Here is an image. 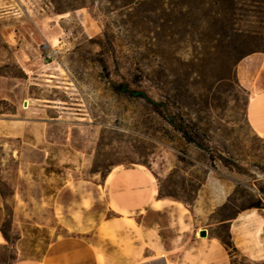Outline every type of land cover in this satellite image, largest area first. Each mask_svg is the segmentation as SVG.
Returning a JSON list of instances; mask_svg holds the SVG:
<instances>
[{
	"label": "rangeland",
	"instance_id": "374dc122",
	"mask_svg": "<svg viewBox=\"0 0 264 264\" xmlns=\"http://www.w3.org/2000/svg\"><path fill=\"white\" fill-rule=\"evenodd\" d=\"M254 51H264V0H0V95L10 98L0 99V117L16 118L14 101L51 106L42 117L50 169L62 181L103 185L127 169L134 180L118 179L104 195L139 198L143 186L189 206L212 197L225 200L216 218L231 217L264 205V139L249 125L250 99L235 75ZM122 84L162 103L161 112L118 92ZM6 212L0 229L14 243L10 205ZM16 258L0 246V264Z\"/></svg>",
	"mask_w": 264,
	"mask_h": 264
},
{
	"label": "crops",
	"instance_id": "0c3cea01",
	"mask_svg": "<svg viewBox=\"0 0 264 264\" xmlns=\"http://www.w3.org/2000/svg\"><path fill=\"white\" fill-rule=\"evenodd\" d=\"M235 70L238 86L250 99L249 125L264 139V51L246 54ZM0 99L10 100L7 93ZM35 101L45 100L26 99L22 109L14 101L16 118L0 117V182L3 188L10 186V195L0 188V225L10 205L11 225L18 230V238L10 243L0 229V246L15 251L11 264H264V208L216 218L225 200L209 197L189 206L160 199L156 189L143 186L139 198H130L133 192L125 189L114 197L104 195L106 186L116 188L112 185L118 179L134 180L127 169L112 175L113 170L103 185L62 181V170L50 169L55 154L46 136L49 122L42 117L51 106ZM10 162H16V168ZM137 169L153 183L150 171ZM112 201L116 206L111 209ZM101 207L102 212L97 210ZM111 210L119 216L107 217ZM222 227L232 243L230 250L221 243ZM57 229L64 234L55 236ZM203 230L206 237L199 235Z\"/></svg>",
	"mask_w": 264,
	"mask_h": 264
},
{
	"label": "trees",
	"instance_id": "16d2710c",
	"mask_svg": "<svg viewBox=\"0 0 264 264\" xmlns=\"http://www.w3.org/2000/svg\"><path fill=\"white\" fill-rule=\"evenodd\" d=\"M117 91L118 92H122V93H124L126 95H129V96H132V97L141 98V99L145 100L148 104H150L151 106H153L154 109L157 112H159V113L161 112V108L163 107V104L154 101L153 99H151L144 92L133 91L126 84L125 85H123V84L122 85H119L117 87ZM168 121H169L170 124H172V126L176 127L177 130L184 135V137L187 139V141L189 143L197 144L196 141H195L196 139L195 138H192L191 135L186 130H184L180 125L177 126L176 123H175V121H174V119H168ZM261 208H264V205L261 202H258V203H254V204L250 205L246 209H261ZM4 237L7 239V237H6L5 234H4ZM221 243H222V245H224L225 248H227L229 250L232 249V243H231L228 235H227V239L226 240H221Z\"/></svg>",
	"mask_w": 264,
	"mask_h": 264
},
{
	"label": "water",
	"instance_id": "95a60500",
	"mask_svg": "<svg viewBox=\"0 0 264 264\" xmlns=\"http://www.w3.org/2000/svg\"><path fill=\"white\" fill-rule=\"evenodd\" d=\"M24 106L26 107L27 106V102H24ZM200 237H206L207 235V231L206 230H203L199 233Z\"/></svg>",
	"mask_w": 264,
	"mask_h": 264
},
{
	"label": "bare ground",
	"instance_id": "6f19581e",
	"mask_svg": "<svg viewBox=\"0 0 264 264\" xmlns=\"http://www.w3.org/2000/svg\"><path fill=\"white\" fill-rule=\"evenodd\" d=\"M3 240H2V238H0V242H2Z\"/></svg>",
	"mask_w": 264,
	"mask_h": 264
}]
</instances>
